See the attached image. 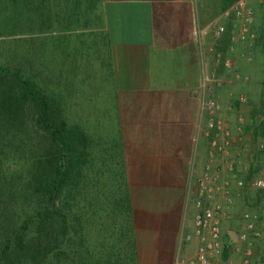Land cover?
I'll use <instances>...</instances> for the list:
<instances>
[{"label":"crops","instance_id":"1","mask_svg":"<svg viewBox=\"0 0 264 264\" xmlns=\"http://www.w3.org/2000/svg\"><path fill=\"white\" fill-rule=\"evenodd\" d=\"M45 4L50 18L38 20L37 26L50 30L42 32L51 33L52 45L39 51L37 72L42 82H51L47 90L61 105L76 92L81 99L75 105L82 110L73 112H84L83 121L100 124L98 130L84 128L95 150L102 157L113 155L104 163L109 168L119 169L120 161L137 264H175L177 258L193 256L196 239L183 242L182 237L192 230L187 218L194 214L196 183L206 169L221 188L209 201L221 205L220 232L225 224L242 228L235 215L241 204L236 196L243 192L252 203L258 189L243 181L239 190L235 182L249 163L252 136L264 139V52L247 50L250 45L231 42L226 35L224 55L232 66L214 62L211 49L218 50L219 40L213 39L212 27L231 5L222 0ZM42 56L46 63L40 62ZM203 78L211 80L207 95L216 97L221 131L206 129L207 117L200 110ZM240 95L243 103L237 100ZM262 199L252 210L263 207L264 195ZM224 231L221 238L228 246L221 257L210 258L211 264H223L225 253L228 263L240 264L228 252L237 245L236 236L232 242ZM257 241L264 251V238Z\"/></svg>","mask_w":264,"mask_h":264},{"label":"trees","instance_id":"2","mask_svg":"<svg viewBox=\"0 0 264 264\" xmlns=\"http://www.w3.org/2000/svg\"><path fill=\"white\" fill-rule=\"evenodd\" d=\"M45 1L0 0V25L25 11L48 20ZM17 64L0 62V264H137L120 161L104 164L113 155Z\"/></svg>","mask_w":264,"mask_h":264},{"label":"built area","instance_id":"3","mask_svg":"<svg viewBox=\"0 0 264 264\" xmlns=\"http://www.w3.org/2000/svg\"><path fill=\"white\" fill-rule=\"evenodd\" d=\"M222 16L224 18L232 17L234 28L228 31V37L231 42H237L242 45H250L254 39L253 31V15L251 9L246 5L244 0H236ZM212 35L215 41L220 40L224 34L225 27L222 23H217L212 27ZM204 31V30H203ZM206 32V30L204 31ZM196 35V30L194 32ZM214 62L225 69H230L231 61L218 50H212ZM209 78H203L200 83V110L207 117L206 129L221 131L223 129L222 122L217 118V100L215 96H208L209 92ZM215 84L217 81L214 79ZM238 102L245 101L244 96H238ZM215 145L214 141H211ZM264 139L261 138L257 142V149H263ZM207 170V169H206ZM202 174V177L196 183V197L194 200V207L196 212L193 214L192 230L182 237L183 242H190L193 238L196 239L197 244L192 257L177 258L175 264H211V257H221L224 254L226 242L222 241L219 216L221 215V205L215 202H209L213 194L219 191L216 177L209 175L207 171ZM251 187L258 190H264V174H258L254 179L249 180ZM235 186L242 190L244 188L243 180L239 179L235 182ZM228 192L224 194L226 201L228 199ZM236 197L243 198V193L239 192ZM240 219L243 223L241 231L235 234V244H244L242 247L240 264H251L253 258L252 241H257L264 238V233L260 224L259 211L244 210L240 214ZM233 244V245H235ZM262 264H264V254L262 255ZM228 264H231L230 262Z\"/></svg>","mask_w":264,"mask_h":264},{"label":"rangeland","instance_id":"4","mask_svg":"<svg viewBox=\"0 0 264 264\" xmlns=\"http://www.w3.org/2000/svg\"><path fill=\"white\" fill-rule=\"evenodd\" d=\"M246 5L251 9L252 15H253V31L255 35L254 41L250 44V46H245L247 50L253 51L255 49H262L263 45V38H264V0H244ZM33 21L30 20L29 13L25 11L23 13V17L18 19H13L12 17H9L8 19V25H4L5 23H1L0 25V62H3L5 64L15 65L16 63L20 62L19 65L25 73H30L35 77V80L40 84L43 85L46 88V91H48V87L51 86L50 81L42 82L41 76L38 74V63H39V51L45 50V47L48 46V50H50V46L52 45V36L50 32H42V30H47L48 28L44 25L37 26V24H33ZM219 22H221L224 27L225 31L224 34L220 37L219 44H218V51H220L223 55L226 53V38L228 35V31L234 28V22L235 20L232 17L224 18L221 17L219 19ZM47 31H50L49 29ZM42 53V51H41ZM50 53V52H49ZM225 56V55H224ZM46 58L44 56L40 57V62L42 61L46 63ZM50 62V58L48 59ZM49 66V65H48ZM50 67V66H49ZM48 87H47V86ZM93 92V91H92ZM99 91H97V94ZM67 95V94H66ZM81 99L77 96L76 92H70L69 97H65V104H63V115L66 119V123L68 125H75L84 130L85 127H87L89 130L96 129L98 130V125L100 126L99 122H85L84 119V112L78 113L73 112L74 109L78 108L75 105V102ZM82 108V107H81ZM82 110V109H80ZM70 112V114H68ZM256 128V127H255ZM100 129V127H99ZM263 137H258L257 135L252 136V144H253V150L250 154L249 163H245L244 171L242 170L239 174V179L243 181H249L250 179H254L258 176V174H264V151L261 152L257 149V142L259 139ZM99 142V140H97ZM257 149V150H256ZM243 193V192H242ZM264 195V190H256L253 196L252 203H248V198L246 199V196L243 194V198H238L239 202L241 203L239 205V208L237 207V210L235 212L237 220L240 219V214L244 210H252L259 204V200L262 199V196ZM263 200V199H262ZM263 207L259 208V214H260V224L261 228L264 229V203L262 204ZM259 207V206H258ZM195 208V207H194ZM258 209V208H257ZM193 210V209H192ZM196 212V209L193 213ZM193 219V215L189 216L187 218V224L191 225ZM138 222V219L136 218V224ZM225 229L232 230V231H241V227H237V225L232 224H225V226L222 227V237H224ZM191 231V228H188V233ZM92 239V238H91ZM92 241V240H91ZM257 242L258 241H252V248H253V258L251 264H262V255L264 254V251H260L257 248ZM244 244H237L231 249H229V254L234 255L235 257H241L242 247ZM255 253V256H254ZM190 258V257H189ZM223 264H228V255L225 253V256L222 258ZM221 261V262H222ZM231 263V262H230ZM233 263V262H232ZM239 264V263H238Z\"/></svg>","mask_w":264,"mask_h":264},{"label":"water","instance_id":"5","mask_svg":"<svg viewBox=\"0 0 264 264\" xmlns=\"http://www.w3.org/2000/svg\"><path fill=\"white\" fill-rule=\"evenodd\" d=\"M226 235H227V237H228V239H229L230 241H232V242L235 241V234H234V232H233L232 230H228V231L226 232Z\"/></svg>","mask_w":264,"mask_h":264}]
</instances>
